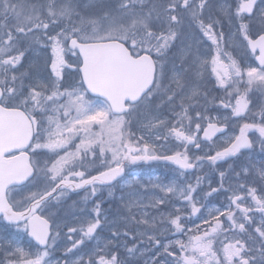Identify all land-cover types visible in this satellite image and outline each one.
I'll return each instance as SVG.
<instances>
[{"label": "snow or ice", "instance_id": "obj_1", "mask_svg": "<svg viewBox=\"0 0 264 264\" xmlns=\"http://www.w3.org/2000/svg\"><path fill=\"white\" fill-rule=\"evenodd\" d=\"M141 261L264 264V0H0V264Z\"/></svg>", "mask_w": 264, "mask_h": 264}, {"label": "rangeland", "instance_id": "obj_2", "mask_svg": "<svg viewBox=\"0 0 264 264\" xmlns=\"http://www.w3.org/2000/svg\"><path fill=\"white\" fill-rule=\"evenodd\" d=\"M233 2H234V0H233ZM208 43H210V42H208ZM253 111H256V109L254 108ZM241 122H243V121H241ZM237 131H238V129H237ZM256 158L257 159L260 158L258 146H257V150H256ZM162 168H164L163 165H153L151 168H145L143 171L145 173H150L151 175L155 176L157 173H162V171H159V169H162ZM151 169H154V171H151ZM141 178L142 179H146L147 176L145 175V176H143ZM116 191H118V192H116ZM115 195H116L117 198L121 195V192H120L119 188H117L115 190ZM73 199H78V197H73ZM220 199H222V198H220ZM116 207L117 206H113V205L109 206V208H112V209H115ZM65 231H66V229H65ZM103 235H108V233L105 232V233H103ZM60 244H61V247H60V250L55 254L56 256H60L61 253H62V250H63V247H64V242H60ZM141 264H143V261H141Z\"/></svg>", "mask_w": 264, "mask_h": 264}, {"label": "flooded vegetation", "instance_id": "obj_3", "mask_svg": "<svg viewBox=\"0 0 264 264\" xmlns=\"http://www.w3.org/2000/svg\"><path fill=\"white\" fill-rule=\"evenodd\" d=\"M151 171H154V169H151ZM159 171H162V173H157L156 175H161V174H164L165 172H166V169H164V168H162V169H159ZM143 177V176H142ZM116 192H118V191H116ZM102 198H104V199H107L108 197H107V192H105L104 194H103V197ZM117 203H118V201H117ZM111 205H113V206H117V204L116 203H113V204H111ZM109 204L108 203H105V205H104V207L106 208V209H108L109 208Z\"/></svg>", "mask_w": 264, "mask_h": 264}]
</instances>
